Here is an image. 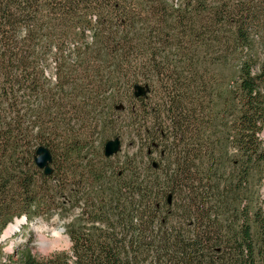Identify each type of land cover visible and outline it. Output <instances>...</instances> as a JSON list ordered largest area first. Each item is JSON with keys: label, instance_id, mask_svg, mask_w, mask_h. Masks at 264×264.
I'll list each match as a JSON object with an SVG mask.
<instances>
[{"label": "trees", "instance_id": "1", "mask_svg": "<svg viewBox=\"0 0 264 264\" xmlns=\"http://www.w3.org/2000/svg\"><path fill=\"white\" fill-rule=\"evenodd\" d=\"M225 1L0 0V239L73 216L68 251L0 243V264H264V8ZM130 88L148 114L129 111L140 146L116 161L120 136L102 151L95 132Z\"/></svg>", "mask_w": 264, "mask_h": 264}, {"label": "rangeland", "instance_id": "2", "mask_svg": "<svg viewBox=\"0 0 264 264\" xmlns=\"http://www.w3.org/2000/svg\"><path fill=\"white\" fill-rule=\"evenodd\" d=\"M240 0H227L222 3V5H228L229 8H235L238 5L244 3H238ZM245 1V0H244ZM253 6H258L260 8H264V0H248ZM248 3V2H245ZM249 4V3H248ZM144 26L143 28H146ZM217 37L219 39H225L229 37V28L227 27H218ZM211 31H205V33L210 34ZM211 35V34H210ZM92 34L90 31L85 33L86 42H91ZM254 48L260 57L263 56L264 44L262 42L261 37L255 35ZM65 52H69L70 47L65 46L63 49ZM55 51V50H54ZM142 53H145V49L142 50ZM166 54V53H165ZM169 54H173V51L169 52ZM167 55V54H166ZM175 59V58H174ZM173 61V59H170ZM174 63V62H173ZM47 69L48 74L53 76L55 74V62L54 58H48L47 60ZM144 83V82H143ZM133 88L123 90L122 94L119 97H115V105L122 102L121 107L118 111L115 110L114 106L111 107L113 102V97H106L107 100L103 103L104 111L107 113V116L110 118V122L113 123L107 130L98 129L95 132V145L103 151L104 144L113 139L116 136H120L122 140V150L116 161L120 159L125 153H134L138 149V145L140 146V140L137 139L136 135L133 133V126L130 120V110H134V112L138 115H142L145 112L142 107L146 104L138 103L136 100H133ZM152 95L151 99L157 100L161 97L162 88L159 87L158 84H153L152 86ZM123 109V110H122ZM103 110V109H102ZM102 112L94 113L90 116V123L92 126L86 125L85 127H89L90 129L95 126V123L99 121V115ZM148 114V111L145 115ZM78 128V127H76ZM135 129V128H134ZM77 213V212H76ZM73 216L61 218L59 216H54L50 219H46L44 217L35 218L32 222L26 221L18 230L14 232L11 236H6V231L2 235L5 238L3 243L5 246V251L8 254H13L15 248L20 244H24L32 249V251L41 258L49 257L50 255L60 252V251H68L71 247L70 240L66 234V225L71 221ZM23 219V218H21ZM20 221V219H19ZM22 221V220H21ZM17 219L12 223L16 224ZM11 224V225H12ZM9 228V227H8ZM37 228H42L43 232H38ZM62 229L65 231L61 233L60 242L56 244L57 238H55L54 233L59 232ZM1 237V239H2ZM0 239V240H1Z\"/></svg>", "mask_w": 264, "mask_h": 264}, {"label": "water", "instance_id": "3", "mask_svg": "<svg viewBox=\"0 0 264 264\" xmlns=\"http://www.w3.org/2000/svg\"><path fill=\"white\" fill-rule=\"evenodd\" d=\"M136 89V96L140 97V96H145L146 95V91L143 87L137 85L135 86ZM121 150V141L120 139H115L113 141H110L106 144L105 146V154L107 157L113 156L117 153H119V151ZM51 163H52V155L50 153V151L45 148V147H40L37 151V157H36V164L37 166L45 171L46 175H50L52 173V169H51ZM24 222L27 221V218H23ZM62 232H64L65 230L62 229ZM5 238L2 237L1 241H4Z\"/></svg>", "mask_w": 264, "mask_h": 264}, {"label": "bare ground", "instance_id": "4", "mask_svg": "<svg viewBox=\"0 0 264 264\" xmlns=\"http://www.w3.org/2000/svg\"><path fill=\"white\" fill-rule=\"evenodd\" d=\"M24 224V222L23 221H18V222H16V224H12V225H10L9 226V228L7 229V231H6V236L7 237H9V236H11L12 234H14V232L16 231V230H18L22 225ZM37 231L38 232H43V229L42 228H37ZM61 233H63L62 231H59V232H55L54 233V236H55V238H57V240H56V244H58L59 242H60V238H61ZM6 238V237H5Z\"/></svg>", "mask_w": 264, "mask_h": 264}]
</instances>
